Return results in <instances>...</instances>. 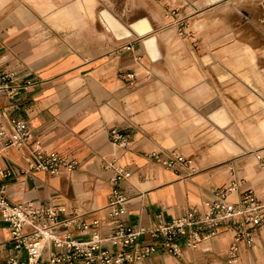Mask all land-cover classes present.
Here are the masks:
<instances>
[{
  "label": "crops",
  "instance_id": "0c3cea01",
  "mask_svg": "<svg viewBox=\"0 0 264 264\" xmlns=\"http://www.w3.org/2000/svg\"><path fill=\"white\" fill-rule=\"evenodd\" d=\"M144 1L135 10L145 13L140 19L153 29L141 38L131 28L139 19L128 25L132 14L123 20L118 0L111 7L103 0H0V73L22 84L34 82L13 97L0 89V111L8 123L26 122L30 144L77 164L54 175L23 173L27 151L13 149L0 157L11 169L9 176L0 175V193L10 202L50 204L63 208L64 217L77 213L87 223L98 219L102 233L115 222L107 209L115 189L127 197L123 220L133 226L205 212L213 191L234 178L240 189L232 201L253 190L264 202V95L240 80L233 83L231 69L199 38L168 37L206 10L209 17L216 15L221 7L211 8L220 0ZM105 9L134 35L111 32L103 21ZM162 26L165 35L157 33ZM129 71L137 73L135 83L128 82ZM116 132L131 136L129 147L114 143ZM178 158L192 162L188 166ZM111 164L130 176L115 180ZM58 232L88 237L76 225ZM12 235L0 212V264L18 253ZM233 239L231 228L195 246L180 238L179 255L160 250L124 264H229ZM49 251L45 248L42 264H49ZM236 264H264V222L253 245L241 244Z\"/></svg>",
  "mask_w": 264,
  "mask_h": 264
},
{
  "label": "built area",
  "instance_id": "2783aa9c",
  "mask_svg": "<svg viewBox=\"0 0 264 264\" xmlns=\"http://www.w3.org/2000/svg\"><path fill=\"white\" fill-rule=\"evenodd\" d=\"M133 49V44L127 46ZM138 66L144 68L141 57H136ZM129 83H135L137 73H126ZM8 80V82H6ZM34 82H16L9 74L0 73V89L10 97L22 89L33 86ZM32 134L26 128L23 119L11 118L6 122L0 111V157H9L11 151L26 152L25 163L20 166L23 173L36 171L48 172L52 175L63 170L72 171L76 168L75 160L63 156L55 150H45L30 144ZM113 141L118 146L127 148L131 144L128 133H113ZM185 165L191 159L178 158ZM173 162L171 161L169 165ZM115 170V180L127 178L130 172L111 164ZM11 169L0 163V175L7 177ZM238 178L213 191L206 201L205 212L192 210L176 217L169 222L159 219L151 226H133L123 220L126 213L127 197L118 189L113 190L108 204V211L115 222L109 232L99 230L98 219L90 223L80 221L79 214L64 217V209L47 204L36 207L30 202L12 203L0 193V212L3 219L12 227L11 245L18 252L9 256L6 264H42L45 248L49 247V264H124L143 260L160 250L179 255L180 238H185L188 246H195L203 240L218 236L225 228L234 231V239L228 250L229 264H236L240 256L242 243L253 245L256 230L264 222V202L253 190L243 192L241 199L234 202L231 196L238 192ZM76 225L80 232L88 234L80 240L71 234L61 235L58 229L63 226ZM150 236L153 241L145 240ZM1 252V250H0ZM25 254V258L20 255Z\"/></svg>",
  "mask_w": 264,
  "mask_h": 264
},
{
  "label": "rangeland",
  "instance_id": "374dc122",
  "mask_svg": "<svg viewBox=\"0 0 264 264\" xmlns=\"http://www.w3.org/2000/svg\"><path fill=\"white\" fill-rule=\"evenodd\" d=\"M103 1L110 7L113 6L114 1L117 2V0ZM118 1L122 7L123 20L132 14L133 19L126 20L128 25L135 18L140 19L145 15L135 10L144 6V0ZM197 5L199 6V3ZM218 7L221 8L214 10L216 15L209 17L210 9L206 10L202 15L191 20L190 27L183 24L180 28H173L174 31H168L171 35L168 37L199 38L204 49L218 52L217 61L231 69L233 83H239L240 80L254 92L259 91L264 95V0H220L211 9ZM153 13L158 16L157 11ZM185 27L188 28V33L183 30ZM158 29L157 33L163 35L167 31V26ZM260 112L263 119L262 110ZM249 115H252V119L255 117L253 114Z\"/></svg>",
  "mask_w": 264,
  "mask_h": 264
},
{
  "label": "bare ground",
  "instance_id": "6f19581e",
  "mask_svg": "<svg viewBox=\"0 0 264 264\" xmlns=\"http://www.w3.org/2000/svg\"><path fill=\"white\" fill-rule=\"evenodd\" d=\"M215 1V0H212ZM104 19L103 21L108 26L111 32L115 33L117 36H127L131 37L134 34L132 31L125 27L117 18H115L111 12L108 10L103 11ZM131 28L138 34V35H145L146 33L150 32L153 27L147 19H139L138 21L131 24ZM123 38V37H122ZM155 38V37H151Z\"/></svg>",
  "mask_w": 264,
  "mask_h": 264
},
{
  "label": "water",
  "instance_id": "95a60500",
  "mask_svg": "<svg viewBox=\"0 0 264 264\" xmlns=\"http://www.w3.org/2000/svg\"><path fill=\"white\" fill-rule=\"evenodd\" d=\"M152 37H155V36H152ZM155 38H156V37H155ZM152 40H154V38H153Z\"/></svg>",
  "mask_w": 264,
  "mask_h": 264
}]
</instances>
